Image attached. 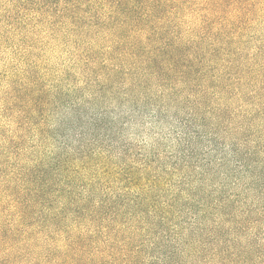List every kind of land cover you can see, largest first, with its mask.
I'll use <instances>...</instances> for the list:
<instances>
[{
  "label": "rangeland",
  "instance_id": "obj_1",
  "mask_svg": "<svg viewBox=\"0 0 264 264\" xmlns=\"http://www.w3.org/2000/svg\"><path fill=\"white\" fill-rule=\"evenodd\" d=\"M164 1L175 36L218 2ZM65 2L0 0V264H264V0L221 3L262 52L235 96L78 63Z\"/></svg>",
  "mask_w": 264,
  "mask_h": 264
},
{
  "label": "trees",
  "instance_id": "obj_2",
  "mask_svg": "<svg viewBox=\"0 0 264 264\" xmlns=\"http://www.w3.org/2000/svg\"><path fill=\"white\" fill-rule=\"evenodd\" d=\"M222 2L211 6V16L202 15L200 31L192 29L191 36L170 34V15L177 10L166 15L164 0H66L65 5L73 21L78 20L90 34L89 46H96L95 51L79 54L78 63L98 65L97 60L103 57L111 76L127 77L129 74L118 68L124 65L134 71L131 75L146 71L156 76L159 87L166 80L185 79L196 88L209 84L219 96L229 90L235 96L252 83L256 68L263 67L258 63L262 52L259 47L253 53L233 48L241 41L246 18L233 16L236 22L225 18ZM199 52L207 53L208 58H200Z\"/></svg>",
  "mask_w": 264,
  "mask_h": 264
}]
</instances>
